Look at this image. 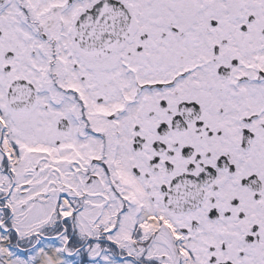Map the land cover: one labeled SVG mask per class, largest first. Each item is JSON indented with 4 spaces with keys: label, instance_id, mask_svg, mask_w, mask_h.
<instances>
[{
    "label": "snow or ice",
    "instance_id": "obj_1",
    "mask_svg": "<svg viewBox=\"0 0 264 264\" xmlns=\"http://www.w3.org/2000/svg\"><path fill=\"white\" fill-rule=\"evenodd\" d=\"M0 264H264V0H0Z\"/></svg>",
    "mask_w": 264,
    "mask_h": 264
}]
</instances>
